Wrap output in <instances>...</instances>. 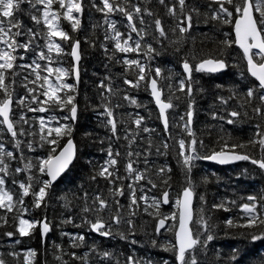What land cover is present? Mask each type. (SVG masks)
I'll return each mask as SVG.
<instances>
[{"label":"snow or ice","instance_id":"6c2138e0","mask_svg":"<svg viewBox=\"0 0 264 264\" xmlns=\"http://www.w3.org/2000/svg\"><path fill=\"white\" fill-rule=\"evenodd\" d=\"M25 3L28 6L27 10L22 7ZM157 3L165 8L166 15L173 21L171 30L178 35L177 40L172 43L177 51H179V45L190 35L193 24L199 23L201 7L206 9L205 23L230 26V31L223 32L224 38L219 41L222 47L217 54L201 57L198 60L195 55L191 61L187 58L182 59L183 78L176 80L175 86L169 82L168 88L173 95L165 99L163 88L158 83L163 77L162 69L156 67L153 76L151 70L146 71L145 64L127 55L128 53L140 54L141 51L147 59H151L152 55H159L153 44L146 42V38L150 29L155 43L162 44V40L167 38L168 32L162 17L154 13L148 4L133 3L132 0H99V2L91 0L90 7L104 16L106 26L104 41H110L114 51L110 53L103 42L100 43V48L108 60L115 58L117 63L120 62V58L116 54H124L123 85H127L129 89L139 88L141 82H144L146 90L149 91L159 111L158 119L163 125V139L156 146V155L166 156L169 151L175 154L177 164L186 177L185 186L178 193L175 203L171 204L174 211L163 213L162 205L171 203L170 188L164 187L170 179L168 174L171 168L167 163L159 167H151L153 164L150 159L153 147L151 141L148 147L141 151H127L124 175L118 170V157L121 154L119 151L113 154L110 142L103 165L94 170L90 180L97 182L99 178L105 181L111 203L109 198L97 192L92 196L89 204V193L85 191L83 194L85 206L81 209L84 219L80 225L75 226L85 227L101 237H110L114 234L113 228L124 223L127 225L126 232L116 234L121 240H127L128 236L135 232L134 217L143 203L145 205L143 211L153 216L155 233L154 236L147 237L145 246L150 243L153 248L158 247L164 252L171 253L174 261L165 259L142 261L134 255H128L123 264H201L198 252H207L209 242L216 239V233L212 231L214 226H210L203 214V209L201 208L200 215H197L195 211L193 175L197 162L208 160L223 165L246 161L254 166L253 171L259 172L264 179V128L257 123L254 135L246 142L236 143L229 138L221 144L218 151L215 149L211 152L202 151L203 141H198L193 131L195 104L193 97L194 92L199 90L195 89L192 83L193 71L197 73L223 71L229 67L228 60L225 58L227 50L233 44L237 46L242 53L241 69L246 64V72L244 70L240 72L241 79L246 80V83L233 86L230 89L231 95L227 98L217 95L215 100L219 101L222 107L220 112L212 111L211 117L214 120L225 121V115L222 113L226 111L225 122L228 125H235L241 119V111L228 110L226 106L229 101L236 100L239 103V99H243L244 105L251 108L253 115L264 120V0H206L204 5L193 3L191 7L188 0H157ZM84 8L82 0H0V132L10 137L13 149L20 153L17 160L14 151H8L5 144L0 142V210H2L0 211V229H4L0 232V238H8L16 246L23 243L21 238L31 237L37 229L41 242L46 243V233L50 231L47 217L25 218V213L29 211L25 198L31 197L33 209L46 207L54 182L69 169L75 157L74 125L79 119L78 102L74 96L77 89L74 84L65 82L64 78L69 75V70L53 66L52 53L59 55L64 51L63 44L70 46L71 74L78 81L77 62L81 59L80 40L73 34H78L82 30ZM22 11L30 16L33 26L25 24L24 20L18 17L17 13ZM114 14L122 18L121 23L127 30V35L117 29L115 20L111 19ZM64 21L70 26L71 32L62 27ZM133 33L136 35L135 41L132 38ZM85 43H88L87 38ZM92 43L94 46L95 41ZM29 55L32 56L31 61L28 59ZM128 73L132 74V79L129 78ZM105 79L110 78L105 77ZM18 80L24 89V95L16 91ZM98 87L104 89L100 92L103 107L100 115L106 117L112 136L118 138L114 108L120 107L121 104L117 102L113 105L111 97L119 94V88L117 87L114 93L111 82L105 84L103 81ZM216 88L223 89V85L217 84ZM176 92L180 95H175ZM181 96H186V111L181 115L177 126L186 134V138L174 140L170 147L168 137L171 136L172 126H170L166 110L174 107L173 98L180 99ZM123 100L137 107L141 106L128 91H124ZM17 106L19 116L17 120H14V108ZM24 109L33 113L53 111L59 114L49 115L47 119L43 115L37 117L39 122V139L37 140L36 125L29 123ZM243 116H248L247 111H244ZM143 120L144 117L137 113L135 119L131 120V124L139 129L142 127ZM143 131L149 133L155 130L144 127ZM84 135L87 137L89 134ZM19 137H32L26 142L28 151L33 152V156L27 163H25V153L21 148ZM128 143L131 145L132 139H129ZM248 146H251L252 151H245ZM34 148L40 149L41 152L35 153ZM141 156H143V169L136 166L140 163ZM13 160H17L14 168L9 163ZM243 174H247V169ZM152 175L160 178L162 190L158 197L152 196L149 203V197L144 194L146 185H150V189L158 187ZM203 179L206 181L207 177ZM9 181H11L10 184ZM121 197L128 200L126 206L121 204ZM243 199L244 202L238 205L242 211V217L239 220L225 219L224 224L228 229H238L236 235L244 241L264 240V190L259 195L249 194ZM200 200L203 204L205 201L203 194ZM228 203L222 200L220 203H213L212 208L228 211L226 207ZM231 204L236 205L237 202L231 201ZM125 210L126 215H122L121 213ZM105 212L114 213L109 216L110 222L104 220ZM177 212L178 227L176 226ZM89 215L94 216V219L88 218ZM169 220H172L173 224H168ZM63 222L74 223V218L68 216ZM162 231L173 233L174 243L171 238L161 242L159 237ZM61 235L69 234L61 233ZM229 235L231 234L226 231L225 236ZM85 241V235H70L71 248H78ZM131 243L136 244L137 241L133 239ZM54 248L61 254L56 256L58 261L64 254H70L73 259L82 261L88 256V253H85L84 257L78 256L76 252L65 253L60 244L54 245ZM230 251L231 255L227 258L226 264H239L240 248L233 247ZM89 252H95L105 259H110L112 256V253L108 251H99L95 243L89 246ZM7 255L13 257L16 264H20V252L13 249L7 251ZM36 257L37 251L31 247L22 252L23 264H33ZM0 264H7V261L0 258Z\"/></svg>","mask_w":264,"mask_h":264},{"label":"trees","instance_id":"16d2710c","mask_svg":"<svg viewBox=\"0 0 264 264\" xmlns=\"http://www.w3.org/2000/svg\"><path fill=\"white\" fill-rule=\"evenodd\" d=\"M82 2L85 5L82 15V30L78 34H73V36L80 40L79 50L81 59L79 62L78 83H74L72 79V61L69 55L70 46L63 44V53L59 55L55 52L52 53L54 58L53 66H60L69 70V75L64 78L65 82L74 84L77 89L74 96L78 102L79 119L74 125L75 131L73 137L76 146V156L69 170L50 190L46 207L33 209L31 206V197L25 198L26 205L29 209L25 213V218L44 219L45 216L47 217V221L50 224V231L46 234V243L41 242L38 229L33 232L31 237L21 238L23 243L18 246L13 245L8 238H0V258H4L7 264H16V260L7 255V251L15 249L21 253L20 264H23L22 252L24 249L31 247L37 251V257L34 259L33 264H118V262L119 264H123L124 259L128 255H134L142 261L147 259L174 261L171 253L164 252L158 247L153 248L150 243L145 246L147 237L149 235L154 236L155 233L153 216H149L143 211L145 207L143 203L141 204L140 211L134 217L135 232L129 235L127 240H121L119 235L116 234L117 232H126L127 225L124 223H121L118 227H114V234L110 237H101L97 233L88 231L85 227L75 226L80 225L84 219L81 209L85 206L83 199L85 191L89 193V204L91 203L92 196L97 192H101L106 198H109L111 203L105 181L99 178L97 182L90 180V177L94 175V170L103 165L110 142L112 144L113 154L117 151L121 154L118 157V170L124 175L127 151H141L147 148L149 141H151L153 145L151 148L152 156L150 157L151 161H153L151 167L155 168L167 163L171 168V172L168 174L170 177L168 184L164 185V187L170 188L171 203L166 207H161L163 213H169L171 204L177 198L178 193L181 192L182 187L185 186L186 180L184 173L177 164V159L173 152L169 151L166 156L156 155V146L163 139V128L158 119V113L151 100L149 91L146 90L144 82H141L139 88L129 89L127 85H123L125 72L122 61L124 54H116L120 58L119 63H117L115 58L112 60L106 58L104 51L99 46L100 43H105L110 53L114 50L111 48L110 41H104L106 27L104 25V16L90 7L91 0H82ZM132 2L140 3L141 5L148 4L152 8V11L158 13L164 20V27L168 35L166 39L162 40V44L155 43L151 35V29L146 38V42L152 43L159 52V55H152L151 59H147L143 51L140 54L128 53L127 55L129 58L137 59L145 64L146 71L151 70L153 76L155 75L154 69L156 67L162 69L163 77L158 83L163 88L164 98L167 99L170 95H173L168 88L169 82L175 86V81L183 78L181 67L182 59L187 58L191 61L193 55L198 60L201 57L217 54L222 47L219 41L224 38L223 32L230 31V26L214 25L212 22L205 23L204 13L206 9L201 7L199 23L193 24L190 35L179 45V51H177L176 46L172 42L177 40L178 33L174 34L172 32L173 21L166 15L165 8L159 5L157 0H132ZM193 3L204 5L206 0H188L190 7ZM22 7L25 10L28 8L26 3ZM17 15L24 20L25 24L33 26L29 15H25L23 11L17 13ZM111 19L115 20L117 29L127 35V30L121 23L122 18L114 14ZM62 27L71 32V28L66 21L63 22ZM85 38H87L88 43H85ZM132 38L135 41L136 35L134 33L132 34ZM57 39L59 40V38ZM93 41H95L94 46ZM40 43L42 44L43 42L41 41ZM225 58L228 60L229 67L219 74L211 75L193 71L192 83L195 89H199L194 92L193 97L195 101L193 131L196 134L197 140L203 141L204 147L202 151L204 152H211L213 149L220 150L221 144L229 138L232 142L236 143L246 142L254 135L255 125L257 123L261 124V127L264 128V120L255 117L251 108L244 105L243 99H239V103L236 100L229 101L226 106L228 110L238 109L241 111V119L235 125H228L225 122L227 119L226 111L222 113L225 115V121L212 119L211 112H220L222 107L219 101L215 100V97L217 95H223L227 98L231 95L230 89L233 86L246 83V80L241 79L240 76L241 70L246 72V64L241 69L242 53H240L234 44L227 50ZM28 59L31 61L32 56L29 55ZM128 76L130 79L133 78L131 73H128ZM105 77H109L110 79H105ZM101 81L105 84L111 82L114 93H116L117 87L119 88V94H114L111 97L113 105L117 102L121 104L120 107L114 108L118 127V138L112 136L110 127L107 126L106 117L100 115L103 112L100 92L104 91V89L98 87ZM217 84L223 85V89H217ZM16 91L20 95H24V89L21 87L19 80L17 81ZM124 91H128L130 96H134L141 106L137 107L128 101H124ZM175 95L179 96L180 93L176 92ZM172 103L174 107L167 110L169 123L172 126L171 136L168 137L170 147L174 140L181 137L186 138V134L177 126L180 123L181 115L186 111V96H181L180 99L173 98ZM242 105L243 107H241ZM244 111H247V117L243 116ZM24 112L29 123L36 125L35 138L37 140L39 139V122L37 117L43 115L47 119L49 115L59 114L53 111L33 113L28 112L26 109H24ZM14 113L13 119L17 120L19 116L18 106L14 108ZM137 113L144 117L142 127L139 129L131 124V120L135 119ZM144 127L150 130L154 129L155 131L145 133L143 131ZM85 133L89 135L85 137ZM19 139L21 140V148L25 153V163H27L28 159L33 156V152L28 151L26 142L28 139H32V137H19ZM129 139H132L131 145L128 143ZM0 142L5 144L8 151H14L17 160L19 159L20 153L15 152L10 137L5 136L4 132H0ZM245 151H252L251 146H248ZM34 152L39 154L41 150L34 148ZM17 160L9 162L13 168L17 165ZM133 160H135V157H133ZM136 166L140 169L144 168L143 156H141L140 163ZM253 168L254 166L246 161L225 167L214 166L202 160L197 162L193 175L195 184V211L197 215H200V210L201 208L203 209V214L210 226H214L212 227V231L216 233V239L209 242L207 252H198V258L201 264H226L227 258L231 255L230 250L233 247L240 248V254L238 256L239 264H262V260H264V240L255 242L244 241L236 235L239 231L238 229H228L224 224L225 219L232 218L233 220H239L242 217V211L238 205L244 202L243 198L249 194L259 195L264 190V179L261 178L259 172H254ZM245 169H247L246 175L243 174ZM204 177H207L206 181L203 179ZM152 179L157 183L158 187L150 189V185H146L144 194L149 197V203H151L150 198L152 196L158 197L162 190L160 178L152 175ZM10 183L11 181H9ZM202 194L205 197L203 204L200 200ZM120 200L122 205H127L128 200L125 197H121ZM222 200L229 202L226 204L228 211L212 208L213 203H220ZM231 201H236L237 204L232 205ZM111 214L114 213H104V220L106 222H110L109 216ZM121 214L126 215V210ZM68 216L74 218V223L63 222ZM88 218L94 219V216L89 215ZM167 223L173 224V221L169 220ZM3 230L0 229V232ZM226 231L231 235L225 236ZM61 233L69 235H61ZM76 234L85 235L86 241L78 248H71L70 235L75 236ZM169 238L174 243V234L162 231L159 240L163 242ZM133 239L137 241L136 244L131 243ZM93 243L98 246L99 251L112 253L111 258L105 259L95 252H89V246ZM56 244L62 245L65 253L76 252L80 257H84L85 253H88V256L82 261L73 259L70 254H64L61 256V260L58 261L56 256L61 254L55 250L54 245Z\"/></svg>","mask_w":264,"mask_h":264},{"label":"water","instance_id":"95a60500","mask_svg":"<svg viewBox=\"0 0 264 264\" xmlns=\"http://www.w3.org/2000/svg\"><path fill=\"white\" fill-rule=\"evenodd\" d=\"M233 37H234V34H233ZM237 47V46H236ZM80 51V50H79ZM70 52H71V48H70V51H69V55H70ZM70 58H71V61H72V57H71V55H70ZM79 62H80V60L77 62V67H78V70H79ZM182 71H183V69H182ZM224 71V70H223ZM223 71H221V72H223ZM221 72H217V73H221ZM217 73H206V74H217ZM72 79H73V81H74V83H78V81L76 80V78L72 75ZM151 97V96H150ZM151 100H152V97H151ZM153 102V104H154V106H155V108H156V105H155V103H154V101H152ZM156 110H157V113H158V115H159V111H158V109L156 108ZM167 111V110H166ZM161 124V123H160ZM161 126H162V128H163V125L161 124ZM75 156H76V146H75ZM74 159H75V157H74ZM74 161V160H73ZM203 162H205V163H208V164H212V165H216V166H219V167H224V166H232V165H235V164H238V163H240V162H242V161H236V162H233V163H229V164H223V165H221V164H219V163H216L215 161H208V160H202ZM71 167V166H70ZM69 167V168H70ZM69 169H67L66 171H65V173L68 171ZM65 173H62L61 174V176L60 177H58V179H57V181H55L54 182V184L56 183V182H58L61 178H62V176L65 174ZM193 203H194V196H193ZM162 206H164V207H166L167 205H162ZM176 226L178 227V212H177V221H176ZM47 234V233H46Z\"/></svg>","mask_w":264,"mask_h":264},{"label":"rangeland","instance_id":"374dc122","mask_svg":"<svg viewBox=\"0 0 264 264\" xmlns=\"http://www.w3.org/2000/svg\"><path fill=\"white\" fill-rule=\"evenodd\" d=\"M217 74H219V73H217ZM211 75H213V74H211ZM175 200H176V198H175ZM175 200H174V202L172 203V204H174L175 203ZM170 211L169 212H172V211H174V209L172 208V206L170 207V209H169Z\"/></svg>","mask_w":264,"mask_h":264},{"label":"bare ground","instance_id":"6f19581e","mask_svg":"<svg viewBox=\"0 0 264 264\" xmlns=\"http://www.w3.org/2000/svg\"><path fill=\"white\" fill-rule=\"evenodd\" d=\"M180 112V111H179ZM183 114V113H182Z\"/></svg>","mask_w":264,"mask_h":264}]
</instances>
